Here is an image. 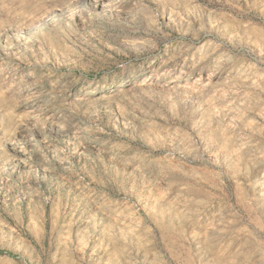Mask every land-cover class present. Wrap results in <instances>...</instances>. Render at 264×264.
Segmentation results:
<instances>
[{
  "label": "rangeland",
  "instance_id": "rangeland-1",
  "mask_svg": "<svg viewBox=\"0 0 264 264\" xmlns=\"http://www.w3.org/2000/svg\"><path fill=\"white\" fill-rule=\"evenodd\" d=\"M0 264H264V0H0Z\"/></svg>",
  "mask_w": 264,
  "mask_h": 264
}]
</instances>
